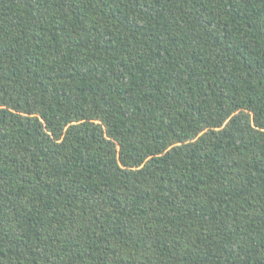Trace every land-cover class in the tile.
Listing matches in <instances>:
<instances>
[{
  "label": "trees",
  "instance_id": "1",
  "mask_svg": "<svg viewBox=\"0 0 264 264\" xmlns=\"http://www.w3.org/2000/svg\"><path fill=\"white\" fill-rule=\"evenodd\" d=\"M0 264H264V0H0Z\"/></svg>",
  "mask_w": 264,
  "mask_h": 264
}]
</instances>
